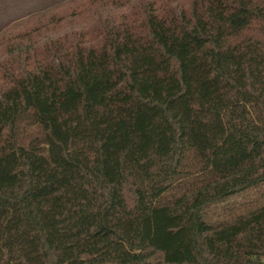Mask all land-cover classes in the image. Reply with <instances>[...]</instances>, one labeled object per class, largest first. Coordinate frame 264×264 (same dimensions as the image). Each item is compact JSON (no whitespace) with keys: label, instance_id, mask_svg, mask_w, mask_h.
<instances>
[{"label":"trees","instance_id":"1","mask_svg":"<svg viewBox=\"0 0 264 264\" xmlns=\"http://www.w3.org/2000/svg\"><path fill=\"white\" fill-rule=\"evenodd\" d=\"M0 264H264V0H0Z\"/></svg>","mask_w":264,"mask_h":264},{"label":"rangeland","instance_id":"2","mask_svg":"<svg viewBox=\"0 0 264 264\" xmlns=\"http://www.w3.org/2000/svg\"><path fill=\"white\" fill-rule=\"evenodd\" d=\"M60 12L62 13V12H64V10L61 9ZM26 23H29L28 24L29 26L32 25V21L31 22H24V23L20 22V23H17L15 25H11V28H15V30H21V29H23V27L28 26Z\"/></svg>","mask_w":264,"mask_h":264}]
</instances>
